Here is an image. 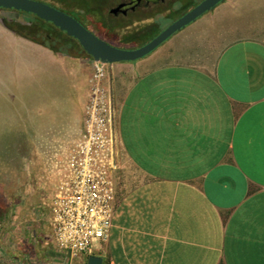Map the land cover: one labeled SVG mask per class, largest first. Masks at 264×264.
I'll list each match as a JSON object with an SVG mask.
<instances>
[{
  "label": "crops",
  "instance_id": "1",
  "mask_svg": "<svg viewBox=\"0 0 264 264\" xmlns=\"http://www.w3.org/2000/svg\"><path fill=\"white\" fill-rule=\"evenodd\" d=\"M2 18L0 153L27 135L40 186L53 193L88 119L94 60ZM102 84L115 110L116 202L109 239L92 255L264 264V0L221 2L144 58L110 64ZM24 238L35 248L19 245L13 264L88 262L52 238Z\"/></svg>",
  "mask_w": 264,
  "mask_h": 264
},
{
  "label": "rangeland",
  "instance_id": "2",
  "mask_svg": "<svg viewBox=\"0 0 264 264\" xmlns=\"http://www.w3.org/2000/svg\"><path fill=\"white\" fill-rule=\"evenodd\" d=\"M39 1L75 16L85 27L106 42L123 49H134L153 40L180 16L204 0H173L154 13L157 17L144 18V20L131 17L117 18L110 14V9L114 7V0ZM1 12L10 20L19 23L16 27L22 32L36 36L41 41L48 40L56 47L66 50L67 47L63 45V41L68 36L65 32L47 23L34 22L30 25L27 16L18 12ZM160 17L165 19L155 27L154 23ZM50 36L56 39L61 38L62 41L58 42ZM75 44L77 45L76 42ZM28 143V139H23L20 145L9 147L7 156L0 153V202L8 203L12 208L11 214L0 221V264H13V251L18 250L19 245L25 249L35 248V243L29 247L27 241H24V237L30 234L42 235L51 244L50 211L46 202L52 193L51 190L48 191L40 186L41 166L31 161L33 150ZM8 165L16 171L15 176L6 174L4 167ZM58 181L59 179L56 183Z\"/></svg>",
  "mask_w": 264,
  "mask_h": 264
},
{
  "label": "built area",
  "instance_id": "3",
  "mask_svg": "<svg viewBox=\"0 0 264 264\" xmlns=\"http://www.w3.org/2000/svg\"><path fill=\"white\" fill-rule=\"evenodd\" d=\"M110 64L94 60L96 81L81 137L46 202L52 239L72 258L108 241L116 202L115 110L102 82Z\"/></svg>",
  "mask_w": 264,
  "mask_h": 264
},
{
  "label": "water",
  "instance_id": "4",
  "mask_svg": "<svg viewBox=\"0 0 264 264\" xmlns=\"http://www.w3.org/2000/svg\"><path fill=\"white\" fill-rule=\"evenodd\" d=\"M141 1L142 0H132L131 3L121 4L117 8L111 9L109 12L116 16L119 14L125 15L128 10H134ZM153 1L159 2L164 0ZM223 1L225 0L202 1L175 20L153 40L134 49H123L106 42L72 15L39 0H0V9L32 14L45 22L51 23L54 27L65 32L69 37L77 40L87 55L93 60L106 64H115L120 62H132L144 58L155 51L174 34L196 21L205 13L210 12ZM87 264H103V258L92 255L88 258Z\"/></svg>",
  "mask_w": 264,
  "mask_h": 264
},
{
  "label": "trees",
  "instance_id": "5",
  "mask_svg": "<svg viewBox=\"0 0 264 264\" xmlns=\"http://www.w3.org/2000/svg\"><path fill=\"white\" fill-rule=\"evenodd\" d=\"M114 2V1H113ZM0 11H14V12H18V13H21V14H24V15H26L27 16V18H28V22H30V25H32V24H34V22H40V23H47V24H50V25H52L51 23H48V22H45V21H43V20H41V19H39L38 17H36V16H34V15H32V14H27V13H24V12H20V11H15V10H5V9H0ZM188 12V11H187ZM67 13V12H66ZM69 14V13H68ZM185 14V13H184ZM183 14V15H184ZM69 15H71V14H69ZM33 16V17H32ZM73 16V15H72ZM31 17V19H29ZM73 17H75V16H73ZM155 17H157L156 15L154 16V14L153 15H148L147 17H145V18H147V19H149V18H155ZM159 17V16H158ZM181 17V16H180ZM77 19V18H76ZM163 19H165V18H162V17H160L159 19H157L156 21H155V23H154V26L155 27H157V26H159V24H160V21L161 20H163ZM78 20V19H77ZM80 21V20H79ZM2 22H3V24L6 26V27H8V28H10L11 30H13L14 32H16V33H18V31H17V27L16 26H18V24L19 23H17L16 21H14V20H10V19H8V18H2ZM15 28H17V29H15ZM89 29V28H88ZM21 31V30H20ZM145 33H147L146 31H145ZM28 33H26V35H27ZM66 34V33H65ZM67 35V34H66ZM27 36H29V35H27ZM68 36V35H67ZM31 38H34V39H37V40H39L38 38H36V36H30ZM51 38V37H50ZM59 40H61V38L59 39ZM62 41V40H61ZM47 46H51V45H53V44H51L48 40H45V41H43ZM64 46H66L67 48H66V51L67 52H71V53H77V54H83L84 56H87V57H90L89 55H87V53L84 51V49L81 47V45L79 44V42L77 41V40H75L74 38H71V37H69L68 36V38L67 39H64ZM75 42L77 43V45H78V47H77V45L75 44ZM148 43V42H147ZM70 53V54H71ZM23 139H27V135H19V138H18V140H17V143H16V145L15 146H17V145H20V143H22V141H23ZM11 211H12V208H11V206L8 204V203H6V202H0V221H3V220H5L10 214H11Z\"/></svg>",
  "mask_w": 264,
  "mask_h": 264
},
{
  "label": "flooded vegetation",
  "instance_id": "6",
  "mask_svg": "<svg viewBox=\"0 0 264 264\" xmlns=\"http://www.w3.org/2000/svg\"><path fill=\"white\" fill-rule=\"evenodd\" d=\"M173 0H164V1H159L155 2L153 0H142L138 6L134 10H128L127 13L124 14H119V15H114L117 18H133L136 20H144L145 17L148 15H153L154 13L158 12L161 10L162 7H165L169 3H171ZM132 0H114V7L117 8L121 4H128L131 3ZM111 8V9H113ZM110 9V10H111ZM113 15V14H112ZM62 36V35H61ZM51 37V36H50ZM53 37H51L52 39ZM54 40H57L58 42H61V40L53 38Z\"/></svg>",
  "mask_w": 264,
  "mask_h": 264
}]
</instances>
